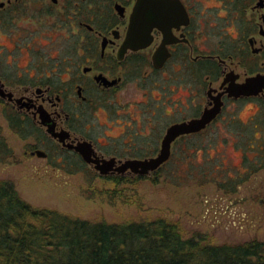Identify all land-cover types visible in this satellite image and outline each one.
I'll return each instance as SVG.
<instances>
[{"label":"rangeland","instance_id":"obj_1","mask_svg":"<svg viewBox=\"0 0 264 264\" xmlns=\"http://www.w3.org/2000/svg\"><path fill=\"white\" fill-rule=\"evenodd\" d=\"M82 1L84 5L77 3L75 8L69 5L70 0H0V77L8 88L23 92L24 85L37 78L38 64L47 63L51 70L65 66L62 62L83 59L85 44L93 33L81 21L102 27L108 22V10L120 18L114 9L116 1L127 5L128 20L134 3ZM184 1H194L197 8L204 9L210 22L206 26L209 38L205 28L199 31L196 51L188 55L183 46L178 48L163 71H154L151 64L140 71L131 69V79L116 100H102L103 108L94 101L86 108L87 133L107 155L123 159L157 155L167 126L193 118L206 105L207 81L198 75L200 68L191 74L189 62L215 46L218 32L225 30L227 40L231 37L228 33L236 35L234 21L224 8L229 0ZM262 12L264 8L258 9L259 17ZM98 43L97 55L100 40ZM153 49L151 46L132 58L149 61ZM29 69L32 78L26 73ZM50 79L62 82L55 74ZM63 79L69 81L68 75L64 74ZM250 103L257 107L245 119L241 112ZM7 106L6 99L0 98V127L7 143V151H0V180H11L20 196L32 205L92 221L121 223L164 218L176 224L184 238L195 237L203 243L264 240L261 98L229 101L223 114L204 132L180 136L172 146L173 172L164 165L168 159L149 174L131 171L128 175H111L110 171L99 174L89 164L75 168L61 157L55 158L58 148L51 143L49 157L35 152L32 155L37 139L25 137L10 126ZM187 142L193 143L192 151L199 149L195 155L189 154L185 162L188 164L180 163L178 156ZM41 147L48 150L47 145ZM191 162L201 167L193 170ZM200 169L208 175L201 176Z\"/></svg>","mask_w":264,"mask_h":264},{"label":"flooded vegetation","instance_id":"obj_2","mask_svg":"<svg viewBox=\"0 0 264 264\" xmlns=\"http://www.w3.org/2000/svg\"><path fill=\"white\" fill-rule=\"evenodd\" d=\"M181 1L186 9V20L184 21L181 18L182 21L170 27L169 39L173 41H167L166 43L170 55L160 67H155L153 54L167 39H165L163 29L159 27L153 29V40L150 45L138 50L129 48L122 58L119 57L120 49L127 36L131 13L136 0H134L128 20L126 19L127 5L116 1L125 7V13L120 15L115 8L116 2L114 3V9L120 18H116L114 14L113 17L116 19H110L108 23L98 28L91 23L81 21V24L85 25L90 33H93L88 43L85 44L83 59L68 61V63L67 61L62 62L66 65L51 70L46 66L47 63L38 64L36 67L37 78L25 84V89L21 93H16L8 88L6 82L0 77L5 88L13 93L12 100L3 99H6L9 106L16 110L21 118L30 121L39 133L37 134L35 131L36 133L26 136H33L37 139V144L34 146V150L31 151L32 155L34 152L38 154L39 146L47 145L48 150L41 147L46 152L42 156L44 158L49 157L52 154L51 143L58 148V154L55 158L59 156L65 163H68V156H75L85 167L89 164L96 172L101 174L100 169L96 166L104 165L108 160L115 159L110 170L111 175L114 173L132 174L130 169L124 171L118 169L123 161L130 158L123 159L116 154L107 155L105 151L97 146L93 137L87 133L84 119L86 108L90 107L94 101H98V106L103 108L102 100L107 99L111 103L116 100L118 94L131 79V69L140 71L144 65L150 66L151 64L154 71H163V68L173 60L178 48L183 46L188 55L196 51L195 45L197 43L195 39L199 31L206 30V36L209 38L210 31H207L206 26L210 25V22L204 15V9L197 8L194 1ZM224 8L229 12L228 16L234 21L236 35L228 33L231 37L228 39L229 43H227V33L222 28L223 31L217 33L219 39L215 46L210 51L193 56L191 62H189L191 74L192 70L195 71L196 66H203V76L208 86L206 90L207 103L201 112L194 117L200 116L206 107H213L218 101L222 102L221 112L205 129L223 114L229 101L253 100L256 98L264 100V88L255 94L241 93L239 96L231 94L232 85H242L246 83L248 78L264 75V12L261 13V17L258 16V9L264 8V0H229L225 3ZM99 40L101 48L100 53L97 55L94 53L98 48ZM151 46L154 49L151 58L148 59L149 61H146L145 58L138 61L133 60L134 54L149 50ZM57 65L58 62L54 64L55 67ZM28 72L30 77L33 76L30 69L26 71V73ZM53 74L57 75L64 83L51 80ZM64 74L68 75L69 81H64ZM43 75H45V79L41 78ZM0 98L2 97L0 96ZM49 124L53 125L52 132L49 131ZM84 125L85 128H83ZM57 132L65 135L64 141L60 140V136L53 134ZM81 141H88L92 144V157L97 159V162H87L79 151L68 145L69 143L78 144Z\"/></svg>","mask_w":264,"mask_h":264},{"label":"trees","instance_id":"obj_3","mask_svg":"<svg viewBox=\"0 0 264 264\" xmlns=\"http://www.w3.org/2000/svg\"><path fill=\"white\" fill-rule=\"evenodd\" d=\"M77 3L84 5L82 0H70L69 5L76 8ZM107 12L109 21L114 17L110 10ZM203 69L195 67L199 76L204 74ZM5 113L10 126L25 137L37 132L11 106L5 108ZM191 145L187 142L182 148L180 163H185L189 154H196L199 148L192 151ZM6 146L0 127L2 153L7 151ZM174 159L172 154L164 164L169 172H173ZM67 160L75 168L85 167L75 156H68ZM190 165L193 170L201 167L193 162ZM198 173L208 175L201 169ZM0 264H264V240L203 243L195 237L184 238L178 226L164 218L121 223L83 219L34 206L20 196L11 180L1 179Z\"/></svg>","mask_w":264,"mask_h":264},{"label":"water","instance_id":"obj_4","mask_svg":"<svg viewBox=\"0 0 264 264\" xmlns=\"http://www.w3.org/2000/svg\"><path fill=\"white\" fill-rule=\"evenodd\" d=\"M57 1V0H53ZM3 5V3L1 4ZM115 8L120 15L125 12V7L120 3H115ZM186 20V9L181 0H136L133 11L130 17L127 36L122 44L119 52V57L122 58L125 51L130 49L138 50L145 48L151 44L153 40V29L159 27L163 29L166 42H164L153 54L155 67H160L164 64L167 57L170 55L166 43L173 40L169 39V29L173 24L179 21ZM168 27V28H167ZM264 88V75H258L248 78L246 83L242 85H232L231 94L239 96L243 94H255ZM0 96L2 98H13V93L5 88L4 83L0 79ZM19 100V99H18ZM222 102L218 101L213 107H206L200 116L193 117L187 120L179 121L171 124L166 129L161 148L157 155L145 158H130L122 162L118 167L120 171L130 169L137 174H149L152 171L158 170L172 155V145L180 136L196 133L205 129L214 118L221 112ZM47 122V121H46ZM49 131H53V125L49 124ZM55 136H60V140L64 141L65 135L62 133H53ZM70 147L79 151L87 162H97L98 160L92 157V144L88 141H81L78 144L69 143ZM37 153L42 156L46 152L38 149ZM115 159L108 160L104 165H97L102 173H107L111 170Z\"/></svg>","mask_w":264,"mask_h":264},{"label":"clouds","instance_id":"obj_5","mask_svg":"<svg viewBox=\"0 0 264 264\" xmlns=\"http://www.w3.org/2000/svg\"><path fill=\"white\" fill-rule=\"evenodd\" d=\"M257 105L255 104H248L243 111L241 112L242 117H244L245 119L251 114V112L256 110Z\"/></svg>","mask_w":264,"mask_h":264}]
</instances>
